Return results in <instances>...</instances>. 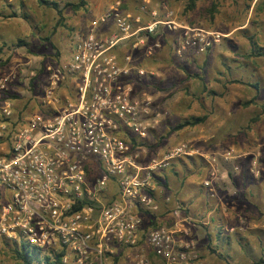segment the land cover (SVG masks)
Returning <instances> with one entry per match:
<instances>
[{
	"label": "built area",
	"instance_id": "built-area-1",
	"mask_svg": "<svg viewBox=\"0 0 264 264\" xmlns=\"http://www.w3.org/2000/svg\"><path fill=\"white\" fill-rule=\"evenodd\" d=\"M118 7L116 1L100 18H112L114 29L103 35L93 29L76 34L70 59L46 65L45 84L33 95L39 110H16L13 99L17 80L33 90L35 73L0 71V184L6 190L0 203V245H25L50 261L59 257L57 264H204L193 241L186 239L189 229L182 224L188 219L180 208L170 212L168 222L144 229L159 210L152 195L154 175L177 158L198 155L208 166L202 183L212 195L215 184L228 176L220 162L246 154L232 148L204 152L181 141L143 161L142 146H134L130 137L143 140L166 112L156 114L152 96L136 87L133 76L146 71L129 53L119 59L113 49L138 35L132 48L141 45L152 55L160 42L149 37L159 25L182 32L173 47L178 54L202 53L220 34L178 23L164 3V19L146 24L140 15ZM69 76L77 83L61 96ZM250 159L249 171L256 176L257 160ZM238 168L233 162L230 171ZM243 224L239 218L236 227Z\"/></svg>",
	"mask_w": 264,
	"mask_h": 264
},
{
	"label": "rangeland",
	"instance_id": "rangeland-1",
	"mask_svg": "<svg viewBox=\"0 0 264 264\" xmlns=\"http://www.w3.org/2000/svg\"><path fill=\"white\" fill-rule=\"evenodd\" d=\"M55 1L60 7H64L65 3L78 0ZM116 1L119 2L120 12L138 14L144 23L154 19L150 17L152 11L156 12L157 18L164 19L167 9L172 12V18L178 23L220 34L218 42L213 43L202 53H194L195 57L191 56L190 50L178 54L173 49L182 36L180 30H164L160 34L161 47L158 52L167 55L164 60L152 59V56L144 55L143 51L132 53L130 43L126 45L130 49L125 51L147 72L142 77L133 76L136 87L157 95L153 104L156 114L166 112L161 116L159 125L143 139L148 145L146 147L158 145L168 148L181 141H190L204 151L218 152L232 148L236 154H246L245 157L236 159L235 163L239 167L237 171H230L232 164L227 166L223 164L222 167L228 171V176L215 184L214 193L209 196L198 193L197 189L202 179H198L195 173L185 174L183 166L189 169L193 167L190 159L183 157L173 161L178 174H168L170 190L167 194L168 199H172L179 192L177 196L182 203L180 208L184 207L180 213L182 216L189 217L187 222L189 231L186 239L193 241L204 264H250L260 256L264 258L263 57L259 55L257 59H254V64L259 70L258 75L253 79H257V85L261 86L259 90L254 91L252 87H247L244 85L246 82L231 81L233 79L249 80L248 68H253L252 65L247 66L246 69L244 65L239 67L235 60H248L249 58H241V56L248 54L251 49L264 53V0L251 2L195 0V6L188 11L189 0H85V5L78 11H73L68 6L63 8L66 25H62V28H57L56 11L51 7L37 4L36 0H25L23 7L14 6L12 4L14 0H1L0 47L3 46L1 52L4 49L9 50L20 39L26 43L24 47L34 50L35 47L27 41V37L36 34L37 30L41 36L40 40L46 43L51 51L59 53L60 43L63 52L59 61L63 64L70 59L72 46L69 42H64L63 36L57 30L61 29L62 32L67 30L70 40L77 31L78 34H83L93 29L97 34H106L114 28L113 19L107 18L102 22L100 18ZM163 3L166 9L162 7ZM11 14L15 15L10 16ZM54 26L55 30L52 31ZM46 36H49V40L43 39ZM250 36L253 37L252 41L248 39ZM252 42L254 45H251ZM24 47L23 51L26 55ZM4 55L2 53L0 57ZM21 61L26 60H7L3 64L0 62V71L12 69ZM57 61L31 60L29 65L35 66L38 71L39 64H56ZM177 68L180 72L176 71ZM149 71L153 74L151 75ZM42 72H37V75L39 76ZM180 74H192V76L188 79L181 77ZM193 74H197L198 77H194ZM36 80L37 78L35 82ZM76 83V79L67 77L61 84V93L70 94ZM137 83L141 85L140 88ZM203 85L207 86L205 91ZM15 87L17 93L14 94V100H21L20 104H25L27 100L26 105L30 103L37 105L33 95H39L40 89H37L35 84L31 92L23 80H17ZM253 94V102L244 105L243 103ZM36 109L39 110L38 107ZM202 114L207 115L204 122L169 132L172 126L184 119ZM254 116H257V120L252 122L250 118ZM205 139L207 141H204ZM250 157H255L257 160L258 174L256 176L249 171ZM158 173L160 172L156 174ZM183 181L187 185H193V189H189ZM3 191L6 192L0 184V203L5 201ZM207 206H222L225 211L223 214L215 213V220L212 222L209 217H206ZM239 218L244 220L243 229L240 230L241 235L235 227ZM252 224H256L257 227L251 228ZM230 226L235 227L234 231L228 229ZM17 251L18 249L16 250L10 244L2 243L0 264H22L16 257ZM19 252L23 253L20 249ZM35 254V252H29L31 262L43 263L44 256H35Z\"/></svg>",
	"mask_w": 264,
	"mask_h": 264
},
{
	"label": "crops",
	"instance_id": "crops-1",
	"mask_svg": "<svg viewBox=\"0 0 264 264\" xmlns=\"http://www.w3.org/2000/svg\"><path fill=\"white\" fill-rule=\"evenodd\" d=\"M15 2L14 3H12L14 6L15 5H17V6H22L23 7V5H25V0H14ZM256 1V0H255ZM0 2H1V0H0ZM1 5V4H0ZM13 13H15V12H13ZM127 13H129V12H127ZM24 14H25V12H24ZM157 15V14H156ZM156 15L155 16H150V17H153L154 19L153 20H151V21H149V22H152V21H157V20H160L159 18H157L156 17ZM14 16V15H13ZM24 17H25V15H24ZM56 21H57V19H56ZM65 22V21H64ZM149 22H147V23H149ZM15 23H17V22H15ZM141 24H146V23H144L143 22V20H141ZM66 25V24H65ZM61 26V27H60ZM21 27V26H20ZM19 28V27H18ZM57 28H62V25H57ZM64 29H68V28H66V27H64ZM55 30V26H54V28L52 27V31H54ZM164 30H168L165 26H162V25H159V26H157V34L155 35V36H153V37H149V38H157L158 39V41L160 42V47H161V39H160V34H162V32L164 31ZM168 31H171V30H168ZM57 32L58 33H61V35L63 36L62 38H63V40H64V42L65 41H67V42H69V44H70V46H72L73 45V41H74V37H75V35L76 34H78V31L77 32H75L71 37H72V39L70 40V35L67 33V30H65V32H62L61 31V29H58L57 30ZM96 34H97V32H95ZM97 35H101V34H97ZM137 36L138 35H135V36H132V37H130V38H128L127 40H124V41H122V42H120L114 49H113V51L116 53V55L118 56V58L119 59H122V57H123V55H125V54H127V51H125V50H128V49H130V48H128L126 45L127 44H131L132 45V42H134V40H136V38H137ZM46 37H49V36H46ZM46 37H44L43 39L44 40H46L45 38ZM40 38H41V36L37 33V30H36V34H34L33 36H30V37H27V41H29L30 43H32L33 44V46L35 47V49L33 50L32 48H28V47H24L25 45H26V43L23 41V39H20V40H22V42L20 43V45H18L17 44V42L9 49V50H5L4 49V51L3 52H1V50H2V47H1V50H0V55L2 54V53H4L5 55L3 56V57H0V62L2 61V60H26V61H21V62H18L17 64H15L14 65V70L17 72V76H20L21 74H22V72H26V73H30V72H34L35 73V76H34V79H36L37 78V80H36V82H35V87L37 88V89H41L43 86H44V84H45V75H46V71H45V67H46V65H49L50 63H48V64H39V66H38V71H36V68H35V66L34 67H31L30 65H29V63H30V61L31 60H58L57 62H56V64H58V63H60V61L59 60H61V53L63 52V48L60 46V43H59V47H60V52L58 53L57 51H51L49 48H48V46L46 45V43H43L41 40H40ZM49 40V39H48ZM148 41H150V39L148 40ZM49 44L51 45V42H49ZM4 45V44H3ZM53 45V44H52ZM251 45H254V42L251 44ZM20 46H22V47H20ZM23 47H24V49H25V51H26V55L24 54V51H23ZM31 47V46H30ZM160 47L158 48V49H156L155 51H154V53L152 54V55H147L146 53H145V50H144V47L143 46H138L137 48H132V46H131V51H132V53H134L135 51H143V53H144V55H146V56H152V59L153 58H157V59H159V60H164V57H166L167 55H163L161 52L159 53L158 52V50L160 49ZM255 47V46H254ZM69 48H71V47H69ZM143 49V50H142ZM251 49V48H250ZM65 50V49H64ZM158 52V53H157ZM251 52H253V53H251ZM257 51H255V50H253L252 51V49L250 50V52L248 53V54H243L242 56H241V58H243V57H247V58H249L248 60H235V61H237V66L239 65V67L240 66H243L244 67V69H246V67L247 66H250V65H252L253 66V68H248V71H250V79L249 80H241L242 82H246V84H244V85H247V87H252L253 89H254V91L255 90H259L260 88H261V86H259V85H257V87L258 88H254L252 85H249V84H257V79H253L254 77H256L257 75H258V73H257V71L259 70V68L258 67H256V65L254 64V62H255V58L257 59L258 57H257V53H256ZM71 54H72V49L70 50V56H71ZM190 54H191V56L192 57H195V54H194V52H190ZM250 54V55H249ZM154 55V56H153ZM261 57H263V56H261ZM264 59V58H263ZM64 60V59H63ZM2 63V62H1ZM51 65H55V64H51ZM138 65V64H137ZM139 66V65H138ZM141 67V66H140ZM242 67V68H243ZM142 68V67H141ZM144 69V68H143ZM241 69V68H240ZM145 70V69H144ZM43 71V72H42ZM146 71V70H145ZM174 71H175V69H174ZM176 71L177 72H180V70L177 68L176 69ZM37 72H42V74H40L39 76L37 75ZM150 72V74L152 75L153 74V72H151V71H149ZM147 73V72H146ZM149 75V74H148ZM223 75V74H222ZM38 76V77H37ZM180 76L181 77H183V78H188V79H191L190 77L192 76V74H186V75H184V74H180ZM193 76L194 77H198V75L196 76V74H193ZM69 77H71V76H69ZM68 77V78H69ZM225 82V81H224ZM223 83V82H222ZM138 85V87L140 88L141 87V85L140 84H137ZM142 89H139V91H141ZM143 91H144V89H143ZM144 92H146V93H148V94H150L151 96H152V98H153V104H154V102L156 101V98H157V95L155 94V95H153V94H151V93H149V92H147L146 90L144 91ZM60 94H61V96L63 95H69L68 93L67 94H62L61 93V91H60ZM253 96H254V94L252 95V96H249L248 98L250 99V98H253ZM179 97V96H178ZM178 97H177V99H178ZM27 101V100H26ZM26 101H25V104H20L21 103V100H19V99H17V100H15L14 102H15V107H16V110H18V109H21L22 110V112H25V113H28V112H32V111H34V110H36V108H37V106L38 105H35V104H29V105H26ZM35 107V108H34ZM161 113V112H160ZM159 115H162V113L161 114H159ZM163 116V115H162ZM162 118V117H161ZM161 118H160V121H161ZM159 125V124H158ZM129 137H130V135H129ZM132 137V136H131ZM210 140V139H209ZM204 141H207L206 139L204 140ZM144 143H143V145H141V144H139V146H142V148H143V151H142V155H143V161H145L147 158H148V156H150V155H154V154H159V153H162V151H164L165 149H166V147L167 146H156V145H154L153 147H150V148H148V147H146V146H148V145H146L145 144V141H143ZM190 142V141H189ZM193 145H194V143L193 142H191ZM195 146V145H194ZM197 149H199V150H201L198 146H195ZM201 151H204V150H201ZM204 152H210V151H204ZM198 156V155H197ZM196 156H191V157H184V158H195ZM200 157V156H199ZM181 158H183V157H181ZM202 158V157H201ZM251 158V157H250ZM203 159V158H202ZM233 162H237V160H235V159H232V160H230V161H228V162H225V163H221L220 162V164H219V169H220V171H223V164L225 165V166H227V164H232ZM250 165V164H249ZM176 171V170H175ZM223 180H225V179H223ZM223 180H221V181H223ZM220 181V182H221ZM185 184L184 185H187L186 184V182H184ZM155 188H154V190H153V193H155V196H156V198L157 199H159V197H160V195H161V192H160V188H159V186H158V184H157V181L155 180V186H154ZM182 204V203H181ZM183 206V205H182ZM186 206V205H185ZM184 208V207H183ZM207 208V213H206V217H209L210 218V221H214L215 220V213H222L223 214V211H225V208H222V206L220 207V206H207L206 207ZM220 213V214H221ZM170 214L171 213H168L165 217H163V218H158V220L159 221H164V222H166V220H167V222H168V220L170 219ZM219 214V215H220ZM183 217H185L186 219H189V217H187V216H183ZM187 220H184L183 221V224H182V228H183V230H187V229H189V227H188V225H187ZM237 222H238V220H237ZM244 225V224H243ZM236 227V226H235ZM251 228H254V227H257L256 226V224H252L251 226H250ZM236 229H237V232L238 231H240V230H242L243 229V226H241V227H236ZM239 233V235H241L242 234V231H240V232H238ZM253 233H254V231H253Z\"/></svg>",
	"mask_w": 264,
	"mask_h": 264
},
{
	"label": "trees",
	"instance_id": "trees-1",
	"mask_svg": "<svg viewBox=\"0 0 264 264\" xmlns=\"http://www.w3.org/2000/svg\"><path fill=\"white\" fill-rule=\"evenodd\" d=\"M247 1L251 2L253 0H247ZM36 2L39 5L51 7L56 11V14H57L56 25H65V22H64L65 18L63 16V8L64 7L68 6L73 11H78L85 5V0H78L77 2H67L64 4V7H60L58 2L55 0H36ZM194 6H195V0H189V3L187 5V11L191 10ZM12 15H15V14H11L10 16H12ZM211 16H212V11H211ZM45 39L48 40L49 37H46ZM248 39L252 41L253 37L250 36V37H248ZM21 42H22V40H19L17 42V44L20 45ZM0 50H1V47H0ZM251 53H253V52H251ZM256 53H257L256 54L257 56L260 55V56H263V58H264V53H261L259 51ZM6 61L7 60H2L1 62L3 64ZM231 81L244 83L239 79H237V80L233 79ZM32 82H33V80L31 81V85H32ZM249 85H252L254 88H258L256 83L255 84H249ZM206 89H207V86L203 85V90L205 91ZM252 102H253V98L245 101L243 104L247 105V104H250ZM206 117H207L206 114H202L199 116H193L189 119H184L183 121L179 122L175 126H172L169 129V132L177 131V130L185 127V126H195L196 124L204 122L206 120ZM250 120L252 122L257 120V116L250 118ZM130 140L134 146L139 145V144L143 145V143H144L143 142L144 140L137 141V139L135 137H130ZM189 159L191 160V165L193 167L191 169H189V168H186L185 166H183V168L185 170V174L186 175H192L193 173H195L196 176L199 177L198 179H202L199 186H198V189H197L198 193H204L205 195L209 196L211 194V192L202 183L203 178L207 176V167H208L207 164L204 162V160L201 157H197V158L195 157V158H189ZM159 172L160 173L154 175V179L157 181V184H158V186L160 188V192H161L159 199H157L155 196V193L152 192V195L154 196L156 201L159 203V210L157 212H154L150 219L148 218L149 221H147L145 223L144 229H147L148 227H156L158 225H161L164 221H159L158 218L165 217L168 213H170L173 209H175V208H173L174 206L176 208L181 207L179 196H177L179 192L176 195H174L172 199H170V198L168 199V194H167V192L170 190L169 175L168 174L169 173H173L175 175L178 174V172L175 171V164H173V161L169 164V166H167L164 169H161ZM203 175H205V176H203ZM229 175H230L229 178H231L230 173H229ZM183 183H184V181H183ZM183 183H182V185H183ZM187 187L191 190L193 189V185L192 186L187 185ZM180 209L182 210L183 208H180ZM147 217L148 216L146 215V218ZM142 237H143V235H142ZM16 250H17V248H16ZM20 250H22L23 253L19 252V249H18V251L16 253L17 254L16 257L20 259L22 264H33L31 262V260L29 259V256H28L29 252L32 250H29L28 248H26L25 245H22ZM212 251H214V250H212ZM32 252H34V251H32ZM35 256H36V254H35ZM58 262H59V257H57L55 261H50L48 259V257H45L43 260V263H36V264H57ZM250 264H264V258L262 256H260L258 259L252 261Z\"/></svg>",
	"mask_w": 264,
	"mask_h": 264
}]
</instances>
